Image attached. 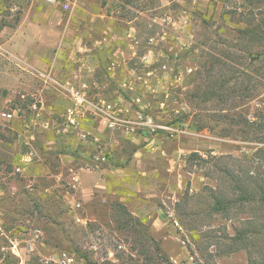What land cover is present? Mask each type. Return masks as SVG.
<instances>
[{
  "label": "rangeland",
  "instance_id": "rangeland-1",
  "mask_svg": "<svg viewBox=\"0 0 264 264\" xmlns=\"http://www.w3.org/2000/svg\"><path fill=\"white\" fill-rule=\"evenodd\" d=\"M107 10L119 23L136 18L135 56L123 68L140 79L121 86L132 92L121 90L120 103L130 110L125 114L132 122L130 134L141 139L116 131L122 143L102 141L108 159L100 168L125 165L137 151L162 156L147 168H169V198L161 203L167 224L157 231L117 201L90 208L95 218L78 221L75 216L84 209H72L66 198L73 193L71 179L32 181L26 171L16 176L19 194L10 196L0 184V264H54L50 258L63 250L87 263L152 264L162 254L174 264H264V203L256 188L264 182V153L262 159L255 155L264 149V131L242 141L232 121L247 118L264 125V0H117ZM89 60L86 55L81 62ZM114 67L110 62L107 68ZM208 73L227 97L201 102L196 106L201 116L194 118L193 96L199 86L207 91ZM223 81L227 88L220 87ZM31 102L15 99L12 105L23 111ZM6 126L0 123V139L16 142L18 133L5 131ZM58 149H51L45 161L52 173L61 169L54 155ZM91 152L94 158L97 146ZM193 152L201 159L190 158ZM38 158L29 164L39 172ZM16 165L26 164L18 159L0 164V170L7 175ZM30 188L50 192L29 193ZM35 229L42 232L39 238Z\"/></svg>",
  "mask_w": 264,
  "mask_h": 264
},
{
  "label": "crops",
  "instance_id": "crops-1",
  "mask_svg": "<svg viewBox=\"0 0 264 264\" xmlns=\"http://www.w3.org/2000/svg\"><path fill=\"white\" fill-rule=\"evenodd\" d=\"M114 1L117 0H74L72 10L64 12L43 0H0V113H14L12 120L0 118V123L8 125L5 131L18 133L19 137L14 143L0 139V164L16 163L18 159L23 163L27 150L33 148L41 162L37 166L40 171L23 163V174L28 171L32 181L50 176L60 182L62 177L79 176L75 193L68 192L66 197L72 209H78L76 204L84 209V213L75 216L78 221L95 218L90 208L117 201L132 216L150 220L159 231L167 224V210L161 203L167 204L165 199L169 198V168L148 169L147 164L162 156L137 151L125 165L96 169L92 167L94 145L81 141L68 124V111L74 108L70 96L79 90L86 95L87 104L83 114L75 111L71 119L78 120L81 130L101 141L122 143L99 109L104 111L111 105L129 110L126 104L121 105L120 94L121 90L132 92L121 86L138 77L123 68L126 59L133 61L135 56L132 45L136 37L132 34L138 28L134 24L136 18L119 23L108 14L107 6ZM86 55L91 60L83 65L82 56ZM110 62L115 66L113 70L107 68ZM15 99L33 102L22 111L13 108ZM130 133L121 134L141 139ZM55 147L59 148L54 155L59 157L61 169L52 173L45 161ZM158 149L155 147V151ZM161 153L167 157L166 151ZM35 191L49 193L50 189L30 188L29 193Z\"/></svg>",
  "mask_w": 264,
  "mask_h": 264
},
{
  "label": "built area",
  "instance_id": "built-area-1",
  "mask_svg": "<svg viewBox=\"0 0 264 264\" xmlns=\"http://www.w3.org/2000/svg\"><path fill=\"white\" fill-rule=\"evenodd\" d=\"M46 4L55 6L63 10L64 12H70L72 10L74 0H43ZM120 1V0H118ZM71 99H73L74 108L70 109L68 113L70 114V118H68V124L69 128H73L78 135L79 139L85 143L93 144L94 146H97L98 148V154L95 155L94 159V165L92 167L99 169L100 166L105 164L107 162V154L104 152L102 148V141L97 138L96 136L92 135L91 133L81 130L79 126V122L76 119H71V114L75 113L77 111L80 115L83 114V108L87 104V98L86 95L83 92H80L79 90L72 91ZM129 113V110H120L118 108H115L111 105H107L106 108L103 110L99 109V114L105 118L108 122V127L110 129H113L114 131H122L127 132L130 131V128L132 126V122L128 119H126L124 114ZM0 118L2 120L10 121L14 118L13 112H2L0 113ZM35 156V153L33 150L29 152V154L23 159V163H30ZM24 167L22 166H16L14 167V170L11 173L3 174V171L0 170V184H4L6 186V189L10 196H15L19 194L22 191L21 186L18 183V179L16 176L23 174ZM72 183L70 184L71 190L73 191V194L75 193L76 189L78 188L79 183V176L77 174H74L71 178ZM79 208L80 205L76 204ZM0 214V231L3 232L2 227V219ZM170 216L173 217V214L170 213ZM176 224H178L177 221H175ZM33 234L35 238H39L42 235V232L40 229L33 230ZM4 235V232H3ZM12 243V252L18 253V248L15 245L14 241H11ZM50 261L54 264H103L102 262H90L87 263L83 258H81L76 252L71 251H60L58 254H56L54 257L50 258ZM196 264V263H195Z\"/></svg>",
  "mask_w": 264,
  "mask_h": 264
},
{
  "label": "trees",
  "instance_id": "trees-1",
  "mask_svg": "<svg viewBox=\"0 0 264 264\" xmlns=\"http://www.w3.org/2000/svg\"><path fill=\"white\" fill-rule=\"evenodd\" d=\"M258 55L261 56V54H258ZM254 59H257V58L255 57ZM202 66H203V63L201 64V70H202ZM204 68H205V66H203V69ZM210 72H212V71H210ZM199 76H200L201 81H203L204 74H202V72H201V74ZM208 77L209 78L212 77L211 78L212 80H211V82H208L209 84L207 85V91L201 92V87L199 86V88L197 89L196 93L193 96L194 105H195V107H194L195 111H193L194 118L201 116V114L198 115L199 110L196 108V106L198 104H200L201 102L207 103V102H212V101H216V100L224 102L222 97H227L224 94H219L218 90L216 89L217 82H216V80H214V76L212 74L208 73ZM226 84H227V82L223 81L220 87L222 89L227 88ZM252 99L255 100L256 96L253 95ZM260 110L264 111V106H262ZM226 117L229 118L228 115ZM194 118H193V125L197 124V121H195ZM231 119H234V117H231ZM232 121L234 122V124H237V129H238L237 132H234V133L238 134V131H239V133L244 135V136H241V134L236 135V137L241 138V140L243 139L242 141H244L245 139H249L250 136L252 137L253 135H257V133H258V135H260L264 131V125L258 124L256 121L249 122V120H247V118L243 122L234 121V120H232ZM246 126L248 129H245ZM204 128H206V126H198L197 130H203ZM231 131L232 130H230L229 134H227L226 136H231V134H230ZM263 153H264V149L259 148L255 155H259L258 159H262L261 156H263L262 155ZM190 158H194V160H196V159L200 158V155L197 152H193L190 154ZM263 164H264V162H263ZM256 188L258 190L257 192L260 194V200L259 201L264 203V182L256 185ZM119 206H120V204H119ZM158 250H159V247H157L156 251H158ZM158 257H159V261L157 263H152V264H174L170 259L164 257L162 254H159Z\"/></svg>",
  "mask_w": 264,
  "mask_h": 264
}]
</instances>
